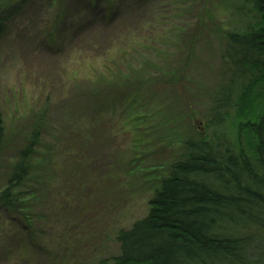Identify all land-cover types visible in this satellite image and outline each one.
Here are the masks:
<instances>
[{
    "label": "rangeland",
    "instance_id": "rangeland-1",
    "mask_svg": "<svg viewBox=\"0 0 264 264\" xmlns=\"http://www.w3.org/2000/svg\"><path fill=\"white\" fill-rule=\"evenodd\" d=\"M130 1L121 2L130 8ZM20 7L1 50L0 105L10 152L0 171V189L33 118L47 116L34 183L25 189L27 196L34 195L31 215L37 216L18 230L17 220L23 219L0 210V264H99L119 254V232L148 214L159 180L179 160L181 146H169L167 140L176 136L179 115L159 112L179 107L175 90L151 100L158 117H146L147 110L132 105L122 113L118 106L90 105L85 99L101 85L94 70L103 71L104 57L114 52L107 50L166 28L174 39L173 64L180 63L178 50L195 47L190 78L202 88L191 101L196 128L204 132L212 97L229 80L224 37L240 23L248 25L254 13L251 5L239 10L240 0H153L149 11L147 6L142 12L124 8L129 17L118 18L111 30L99 21L107 4L91 10L89 0H24ZM58 22L61 43L51 46L47 36ZM73 26L80 29L74 32ZM259 95L260 108L252 117L264 114V86Z\"/></svg>",
    "mask_w": 264,
    "mask_h": 264
},
{
    "label": "trees",
    "instance_id": "trees-1",
    "mask_svg": "<svg viewBox=\"0 0 264 264\" xmlns=\"http://www.w3.org/2000/svg\"><path fill=\"white\" fill-rule=\"evenodd\" d=\"M23 1L0 0V60L8 25ZM101 1L89 0L91 10L107 4L105 11L101 7L99 21L102 28L113 30L118 18L147 10L153 0H131L130 8L122 0ZM240 1L243 8L239 10L251 5L254 14L248 25L240 23L224 37V74L229 80L212 97L204 132L196 128L191 101L193 92L202 88L190 78L195 47L178 50L180 63L173 64L174 39L166 35V28L107 50L114 52L104 57L103 71L94 70L101 85L85 96L90 105L101 101L103 106H118L122 113L125 107L126 111L141 108L148 111L146 117H158L159 112L168 118L177 114V131L168 132L176 136L167 140H171L169 146H181L179 160L159 180L148 214L119 232V254L99 264H264V114L251 116L260 108L259 90L264 86V0ZM59 25L47 36L51 46L61 43ZM78 29L73 26L74 32ZM169 89L175 90L173 101L179 107L152 113L151 100ZM46 116L41 113L33 118L17 160L2 175L0 210L23 219L17 220L18 230H25L24 223L31 224L37 216L31 215L34 195L27 196L25 189L34 183ZM170 120L168 124L174 122ZM128 123L125 119L124 125ZM8 144L0 105V171L10 152ZM135 147L138 152L141 142Z\"/></svg>",
    "mask_w": 264,
    "mask_h": 264
}]
</instances>
